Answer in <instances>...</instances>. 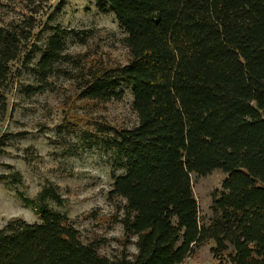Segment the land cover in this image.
Returning a JSON list of instances; mask_svg holds the SVG:
<instances>
[{"label": "trees", "instance_id": "16d2710c", "mask_svg": "<svg viewBox=\"0 0 264 264\" xmlns=\"http://www.w3.org/2000/svg\"><path fill=\"white\" fill-rule=\"evenodd\" d=\"M94 1L118 18L131 58L93 73L80 96L105 102L132 90L138 122L109 140L124 166L110 195L125 202L120 222L137 252L111 259L83 242L45 202L60 200L52 186L38 200L18 191L39 221L0 228V264H184L204 245L221 264H264V0ZM14 28L0 26V81L35 27ZM55 30L42 68L73 33ZM216 170L226 178L204 222L192 176Z\"/></svg>", "mask_w": 264, "mask_h": 264}, {"label": "rangeland", "instance_id": "374dc122", "mask_svg": "<svg viewBox=\"0 0 264 264\" xmlns=\"http://www.w3.org/2000/svg\"><path fill=\"white\" fill-rule=\"evenodd\" d=\"M29 23L35 27L32 37L0 81V176L7 178L0 179V228L18 217L39 221L17 198L18 191L38 200L56 186L60 200L46 194L45 202L71 220L83 242L95 243L111 259L135 254L120 222L125 202L110 195L124 166L109 142L116 130L138 122L132 90L123 86L119 99L105 102L80 96L93 73L129 62L127 34L116 15L100 11L94 0H0V26L13 30ZM56 28L73 33L61 35L58 59L42 68L39 62ZM225 178L217 170L192 176L201 221L212 218V195ZM210 249L204 245L184 264H221Z\"/></svg>", "mask_w": 264, "mask_h": 264}]
</instances>
